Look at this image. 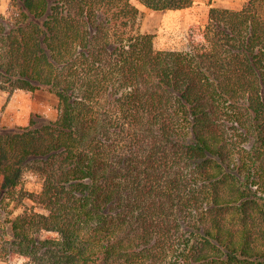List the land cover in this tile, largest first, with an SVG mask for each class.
<instances>
[{
	"label": "trees",
	"instance_id": "16d2710c",
	"mask_svg": "<svg viewBox=\"0 0 264 264\" xmlns=\"http://www.w3.org/2000/svg\"><path fill=\"white\" fill-rule=\"evenodd\" d=\"M194 0H14L0 88L57 119L0 131V227L25 264H264V0L212 6L202 40L156 49L141 9ZM2 111L0 109V121ZM43 181L23 190L29 172Z\"/></svg>",
	"mask_w": 264,
	"mask_h": 264
},
{
	"label": "rangeland",
	"instance_id": "374dc122",
	"mask_svg": "<svg viewBox=\"0 0 264 264\" xmlns=\"http://www.w3.org/2000/svg\"><path fill=\"white\" fill-rule=\"evenodd\" d=\"M246 0H194L186 9L154 10L139 5L141 12L137 21V29L141 32H151L155 35L156 49H188L190 33L195 31L196 39L202 40V32L208 21L209 10L212 6L241 8ZM14 0H0V13L7 14ZM142 6V7H141ZM0 109L2 118L0 131L9 133L24 128L31 121L43 124L57 119L59 115L58 97L48 89L14 91L0 88ZM42 177L34 172H29L23 185V190L39 192L42 186ZM2 176L0 175V188ZM22 190L17 192V197L10 198L0 189V227L5 226L11 230L7 220H13L24 211L25 206L36 205L33 201L25 199V204L20 201ZM27 258L21 254L0 256V264H25Z\"/></svg>",
	"mask_w": 264,
	"mask_h": 264
},
{
	"label": "crops",
	"instance_id": "0c3cea01",
	"mask_svg": "<svg viewBox=\"0 0 264 264\" xmlns=\"http://www.w3.org/2000/svg\"><path fill=\"white\" fill-rule=\"evenodd\" d=\"M141 5L147 7L146 5H144V4H142V3H141ZM141 7H142V6H141ZM186 8H188V7H184V8H180V9H186ZM170 10H177V9H170ZM178 10H179V9H178Z\"/></svg>",
	"mask_w": 264,
	"mask_h": 264
}]
</instances>
